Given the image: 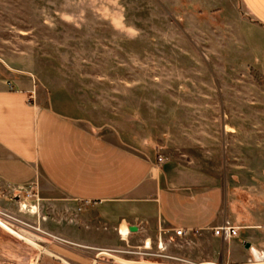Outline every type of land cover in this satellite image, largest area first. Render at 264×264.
<instances>
[{
    "label": "rangeland",
    "instance_id": "1",
    "mask_svg": "<svg viewBox=\"0 0 264 264\" xmlns=\"http://www.w3.org/2000/svg\"><path fill=\"white\" fill-rule=\"evenodd\" d=\"M188 8L181 0H0V69L29 74L40 93H70L94 131L214 178L227 221L264 230V48L241 46L235 20ZM15 196L0 218L44 239L29 243L0 227V264L122 261L146 247L137 232L107 230L96 211L84 224L83 203L45 183ZM38 210L47 224H34ZM60 229L103 238L59 246L50 235ZM252 242L264 253V237ZM148 248L167 252L155 240Z\"/></svg>",
    "mask_w": 264,
    "mask_h": 264
},
{
    "label": "crops",
    "instance_id": "2",
    "mask_svg": "<svg viewBox=\"0 0 264 264\" xmlns=\"http://www.w3.org/2000/svg\"><path fill=\"white\" fill-rule=\"evenodd\" d=\"M181 2L193 15L235 20L241 46L264 48V0ZM38 90L29 74L0 69L1 214L10 212V198L20 190L45 183L64 199L83 203L79 217L84 224H94L91 221L96 211L100 224H110L107 230L126 236L129 228L136 226L143 243L155 240L167 251L143 247L118 255L125 262L98 260L95 264H241L259 252L252 239L264 237L263 229L249 230L246 226L241 229L246 233L239 232L230 240L214 235L212 229L228 220L224 193L214 178L178 161L162 157L158 162L152 149L142 154L122 145L83 122L85 118L75 111L78 104L72 103L75 98L70 93ZM32 93L36 97L33 103L29 102ZM38 211L40 218L34 224H47V217ZM29 212L36 214L37 207L31 206ZM175 229L193 232L178 237ZM50 236L59 246L95 245L103 238L61 229ZM69 252L78 255L73 249ZM68 259L71 264H94L93 258L84 262Z\"/></svg>",
    "mask_w": 264,
    "mask_h": 264
},
{
    "label": "built area",
    "instance_id": "3",
    "mask_svg": "<svg viewBox=\"0 0 264 264\" xmlns=\"http://www.w3.org/2000/svg\"><path fill=\"white\" fill-rule=\"evenodd\" d=\"M35 100H36L35 94L34 93L30 94L29 102L33 103V102H35ZM162 161H163V158L161 156H159L158 162H162ZM240 230H241V227L235 226L227 220L224 223H222L221 225L214 227L212 229L214 235L223 239V240H230L233 238H237L239 236ZM174 232H175L176 236L182 237V236H186L189 233H192L193 230L175 229ZM148 242L149 241L145 242L146 247H149V245H150V243L148 244ZM161 244L162 243H159L158 247H160Z\"/></svg>",
    "mask_w": 264,
    "mask_h": 264
},
{
    "label": "bare ground",
    "instance_id": "4",
    "mask_svg": "<svg viewBox=\"0 0 264 264\" xmlns=\"http://www.w3.org/2000/svg\"><path fill=\"white\" fill-rule=\"evenodd\" d=\"M4 218H0V227L4 228L5 230L10 232L11 234L17 235V236H19L21 238L29 237V238L34 239V240H42V239H44V237H41L40 234H38L36 232L34 233L33 231L31 232V231H26V230H20L21 233L17 232L12 227V223L9 222L8 219H4ZM29 238H28V240H29ZM42 242H43V240H42ZM101 254H106V253H101ZM113 258H115V257H113Z\"/></svg>",
    "mask_w": 264,
    "mask_h": 264
},
{
    "label": "water",
    "instance_id": "5",
    "mask_svg": "<svg viewBox=\"0 0 264 264\" xmlns=\"http://www.w3.org/2000/svg\"><path fill=\"white\" fill-rule=\"evenodd\" d=\"M38 229V228H37ZM129 230H130V232H136L137 230H138V228L136 227V226H131L130 228H129ZM38 231H39V229H38ZM17 236V235H16ZM19 237V236H18ZM21 238V237H20ZM21 239H24V240H26V241H28L29 243H31V241L30 240H28V239H26V238H21ZM34 245H36V244H34ZM245 247L246 248H250V243H246V245H245ZM253 256H254V258H256V260H258L257 262V264H264V253H260V252H254L253 253ZM59 259V258H58ZM120 260H122V259H120ZM122 261H125V260H122Z\"/></svg>",
    "mask_w": 264,
    "mask_h": 264
}]
</instances>
